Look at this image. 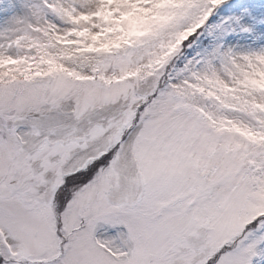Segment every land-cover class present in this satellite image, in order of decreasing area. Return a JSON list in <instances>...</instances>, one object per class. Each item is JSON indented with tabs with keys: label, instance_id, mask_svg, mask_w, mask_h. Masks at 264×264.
<instances>
[{
	"label": "snow or ice",
	"instance_id": "snow-or-ice-1",
	"mask_svg": "<svg viewBox=\"0 0 264 264\" xmlns=\"http://www.w3.org/2000/svg\"><path fill=\"white\" fill-rule=\"evenodd\" d=\"M233 10L0 0V264H264V17Z\"/></svg>",
	"mask_w": 264,
	"mask_h": 264
},
{
	"label": "rangeland",
	"instance_id": "rangeland-1",
	"mask_svg": "<svg viewBox=\"0 0 264 264\" xmlns=\"http://www.w3.org/2000/svg\"><path fill=\"white\" fill-rule=\"evenodd\" d=\"M232 3L234 9H239V11L233 10L232 15H238L246 8L253 16L257 18L264 17V0H232ZM244 39H246L244 36H235V41L238 43H243Z\"/></svg>",
	"mask_w": 264,
	"mask_h": 264
}]
</instances>
